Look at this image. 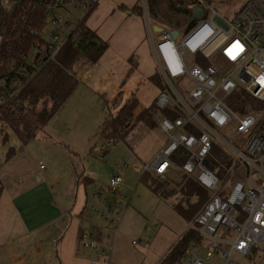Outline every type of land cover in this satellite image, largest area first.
I'll return each mask as SVG.
<instances>
[{
    "label": "built area",
    "instance_id": "2783aa9c",
    "mask_svg": "<svg viewBox=\"0 0 264 264\" xmlns=\"http://www.w3.org/2000/svg\"><path fill=\"white\" fill-rule=\"evenodd\" d=\"M140 1L143 13L147 0ZM195 1L191 14L199 6L204 15L192 14L177 37L171 30L155 31L145 11L146 31L165 86L155 99L153 119L167 140L151 161L137 160L133 167L175 186L193 180L209 195L185 230L197 229L205 254H197L199 245L194 243L183 264H206L214 256L221 264H245L242 259L264 264V0L247 1L233 18L219 14L210 0ZM100 3L0 0L8 12L19 13L18 22L41 24L30 29L36 40L28 52L39 61L54 60L77 24ZM70 8L83 14L73 25L63 15ZM87 63L79 74L84 81L99 66ZM1 86L6 87L4 82ZM23 86L14 79L8 95L17 96ZM123 180L124 173L117 172L109 180L110 190L121 192ZM93 199L92 213L109 224L122 221L123 213L112 210L99 193ZM80 241L102 254L113 249L95 233L83 232ZM90 264L102 263L94 259Z\"/></svg>",
    "mask_w": 264,
    "mask_h": 264
},
{
    "label": "rangeland",
    "instance_id": "374dc122",
    "mask_svg": "<svg viewBox=\"0 0 264 264\" xmlns=\"http://www.w3.org/2000/svg\"><path fill=\"white\" fill-rule=\"evenodd\" d=\"M247 1L249 0H210V4L219 14L233 18ZM139 5L141 6V1ZM145 11L155 31H182L190 20L188 15L172 12L165 0H157L154 6L151 0H147L143 13L139 12L146 22ZM63 15L72 25L83 18L81 11L75 8L64 10ZM122 44L123 38L120 40L117 37L108 53L99 60L102 67L94 77L95 83H84L81 78L65 106L39 132L38 135L41 136L24 144L9 126L0 122V168L5 164L7 152L11 150L22 155L20 159L25 158L24 162L29 164L34 173L43 165V170L40 169L41 171L31 176L36 180L41 177L44 182L47 181L63 207L73 201L70 207H74L75 213L86 205L87 199L89 208L95 193H99L104 202H110L112 210L119 209L121 205L124 215L115 242L114 264H157L186 228V219L172 207L173 202L177 203L183 196L177 192V197L161 199L141 181L142 173L134 170L133 165L137 160L148 162L158 148L160 130L146 125L138 118L143 111L152 107L160 91L142 68L122 59L119 53ZM136 57L134 55L133 58ZM86 59L83 54H79L70 67L72 73H77L82 67L79 61L87 62ZM152 65L153 63L151 71ZM135 99L138 101L133 120L137 122L135 128L125 139L121 138L114 145H109L108 140L105 141L100 134L103 122L107 117L116 115L127 102ZM45 135L55 136L56 146L45 142ZM62 139L64 142L60 148ZM6 168L4 171L11 175L10 167ZM117 172H123L128 183V186L122 185V191L118 194L109 188V180ZM78 175L90 177L92 182L77 183ZM166 185L167 188L180 189L172 184ZM191 200L194 202L196 198ZM101 216L93 212L91 224L108 227L107 229L115 227ZM50 240L51 236L44 243L47 244ZM197 245V254L204 256L203 245ZM96 252L100 254L99 250ZM240 261L247 263L244 259ZM206 264H221V261L214 256Z\"/></svg>",
    "mask_w": 264,
    "mask_h": 264
},
{
    "label": "crops",
    "instance_id": "0c3cea01",
    "mask_svg": "<svg viewBox=\"0 0 264 264\" xmlns=\"http://www.w3.org/2000/svg\"><path fill=\"white\" fill-rule=\"evenodd\" d=\"M136 4H140V0H134V2L130 0H101L97 9L89 16L87 25L102 39L108 41L109 48L103 54L104 56L114 45L117 37L120 40L123 38L124 44L121 47L118 46L122 59L130 61V58L136 55L137 57L133 58L135 66L142 68L145 75L150 77L158 71V61L149 42L145 19L135 11L131 13ZM118 22L120 23L117 24ZM87 62L79 61L82 67L78 69L77 73H72L70 68L68 70L72 76H76L81 81L82 77L79 74L84 66L90 64ZM98 63L99 66L94 69L93 74L85 82L83 81L84 83H95L94 77L98 75L102 67V62L98 61ZM151 63H153V70L155 68L154 71L150 70ZM41 107L42 104L34 106L35 110H41ZM160 136L158 148L152 157L166 143L167 137L162 133ZM45 137V142L56 146L55 136L47 137L45 135ZM63 140L59 145L60 148ZM21 157L22 155L15 151L10 158L5 159V164L0 168V184L2 183L4 186L0 198V264H90L94 259L102 264H114L115 242L119 234V224L122 221L118 224H111L115 226L110 227L111 229L101 225H92L93 213L90 211L91 205L87 208L88 199L86 205L78 213H75L74 207H70L73 201L63 207L56 199L47 181L44 182L41 177L36 180L31 176V174L34 175L43 170L44 166L42 168L40 166L34 173L33 170H30L29 164L24 162L25 158L20 159ZM152 157L148 162L152 160ZM7 166L10 167V172L12 171L11 175L4 171ZM141 175L144 176V174ZM82 177L80 181L77 180V183H83L82 179L85 176ZM89 179L92 180L90 177ZM123 182L124 187L128 186L125 179ZM115 211L121 212V207L116 208ZM112 229L115 231L114 233ZM185 230L184 232H186ZM83 232L95 233L101 243L113 244V249L106 250L102 254L99 249L83 247L80 241ZM49 236H51V240L47 244L44 243ZM20 243L24 244L20 246ZM96 250H99L100 254Z\"/></svg>",
    "mask_w": 264,
    "mask_h": 264
},
{
    "label": "trees",
    "instance_id": "16d2710c",
    "mask_svg": "<svg viewBox=\"0 0 264 264\" xmlns=\"http://www.w3.org/2000/svg\"><path fill=\"white\" fill-rule=\"evenodd\" d=\"M157 0H151L154 3ZM161 1V0H160ZM169 9L175 13H183L192 16L191 7L196 3L195 0H165ZM141 12V6L136 4L132 12ZM18 12H8L0 4V122L9 126L19 140L24 144L35 139L39 132L44 129L51 118L60 112L65 106L80 81L73 77L69 68L74 64L76 57L83 54L87 60L98 62L103 54L108 50V41L102 39L97 32L87 25L90 15L87 14L80 21L72 32L70 39L62 46L58 56L51 61L44 59L39 61L28 55L29 47L35 43L36 36L31 33V27L40 28V23L34 26L36 21L30 25V22L24 24L17 20ZM73 36L77 37V43L73 41ZM24 56V58H23ZM131 63H135L130 58ZM40 67V68H38ZM136 67V66H135ZM22 71V72H20ZM24 82V86L17 96L10 97L8 89L13 81ZM150 79L157 84L159 91L165 89L162 76L158 71L150 76ZM4 82L5 86H1ZM42 104L41 110H35L34 106ZM137 99L127 102L120 111L107 117L101 127L102 138L113 141L115 144L119 139H125L126 136L135 128L137 122H133L135 117ZM150 109L143 111L138 120H141L150 127H157L153 119V113L156 108L155 100ZM238 112L243 110L241 106ZM4 139H7L5 135ZM15 151L7 152V158H10ZM220 156V154H219ZM182 162L181 160H178ZM218 165L214 162L212 168L216 169ZM146 175V176H145ZM82 176L78 175V181ZM83 178V177H82ZM83 183H91L89 177L82 179ZM144 182L161 199H171L177 197L180 193L181 200L173 202L172 207L180 216L189 222L198 212L201 205L208 198L206 191L193 180H185L180 190L167 188V185L159 182L153 176L144 174L141 177ZM4 186L0 184V198ZM196 201L191 202V198ZM201 237L197 229L192 228L173 244L167 253L157 264H183L185 255L193 243H200Z\"/></svg>",
    "mask_w": 264,
    "mask_h": 264
},
{
    "label": "water",
    "instance_id": "95a60500",
    "mask_svg": "<svg viewBox=\"0 0 264 264\" xmlns=\"http://www.w3.org/2000/svg\"><path fill=\"white\" fill-rule=\"evenodd\" d=\"M192 14H194V16L197 17V18H201V17L204 15V14H203V10H202V8L199 7V6H195V7L193 8ZM217 20L220 21L218 18H217ZM178 32H179V31H177V30L172 31L173 36H174V37H177Z\"/></svg>",
    "mask_w": 264,
    "mask_h": 264
}]
</instances>
